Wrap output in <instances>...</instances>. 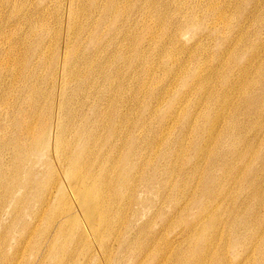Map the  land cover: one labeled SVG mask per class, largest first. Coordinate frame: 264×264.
Masks as SVG:
<instances>
[{
  "label": "bare ground",
  "instance_id": "bare-ground-1",
  "mask_svg": "<svg viewBox=\"0 0 264 264\" xmlns=\"http://www.w3.org/2000/svg\"><path fill=\"white\" fill-rule=\"evenodd\" d=\"M196 3L186 15H208L209 34L230 24L225 4ZM0 7L12 10L18 29L17 38L5 33L0 11V135H16L0 138V212L22 229L18 243L57 201L94 257L110 250L106 264H264V20L249 39L237 18L205 59V47L190 51L186 33L164 28L158 0ZM175 43L179 57L169 49ZM156 163L165 168L163 189L174 192L178 217L164 216V229L180 228L170 236L153 229ZM21 187L27 193L18 196ZM238 250L232 262L227 252Z\"/></svg>",
  "mask_w": 264,
  "mask_h": 264
},
{
  "label": "rangeland",
  "instance_id": "rangeland-1",
  "mask_svg": "<svg viewBox=\"0 0 264 264\" xmlns=\"http://www.w3.org/2000/svg\"><path fill=\"white\" fill-rule=\"evenodd\" d=\"M186 1L188 3L185 4V0H179V1L158 0L159 6H162L164 9L163 12L161 13V16L166 17L167 14L166 21L164 23V28H168L169 32L171 31L173 35L179 34L181 32L186 33V36L183 37V42L186 43L187 46L193 44V47L190 51L194 52L196 48L200 45L201 47H205L206 48L205 50L206 56L204 57L205 59L211 58L212 56L215 55V53L219 51L220 47L218 46V44L220 45L222 36L224 35V33L229 32L228 26L229 25L232 26V24H234L237 18H241V16H243L242 21H244L243 23H245V29L248 32L247 38L249 39H254L253 33L255 31L256 24H259L260 20H264V8H262L261 5H259L255 9L253 7V2L255 0H216V2H218L219 4L222 5L225 4L227 16H228L227 23L230 24L228 26H226V22H224L225 24L224 23L221 24L226 26V27L225 26L220 27L221 34L219 32H213L212 34H209L207 29L211 25L212 20L208 17V15L205 14H200L196 18L193 16L188 17L186 13L191 11L190 8H193V6L197 3L196 0L195 1L186 0ZM182 2L185 5H183ZM0 11H2V14L6 19L5 24L6 22H8V25L6 24V27L3 28V31H5V33H8V35L11 36L12 39L15 37L17 38L18 29L17 26L14 25V23L16 22H14L15 17L12 14V10L8 8L0 7ZM229 14L233 18L229 16ZM181 24H183L182 29L179 28ZM178 28L180 30H177ZM259 30H261L260 33L264 32V30L262 31L261 28ZM5 33L4 35H6ZM208 35H211L210 39L205 38ZM24 41L25 40H23L22 38L21 40H19V42L21 43L18 45L19 48H21V52L18 53L19 57L21 58L25 55V48L24 46H21L22 42ZM201 41H203V43H201ZM182 48L183 47L179 46L177 43H175L174 46L169 45V49L170 50L173 49V53H176L178 57L181 53V51L179 50H181ZM222 48L223 47L221 45V49ZM191 65L193 66L192 63ZM215 65L217 64L213 63L212 67ZM16 94H18V92ZM168 99H169L168 101L169 103L167 107L173 101V97H170ZM142 105H143L142 103H139L138 108H142ZM167 107L165 108V110H167ZM41 108L44 111V104L42 105ZM86 117L89 118L90 120L95 118V116L91 112H87ZM173 126H175L174 123ZM194 136L196 135L194 134ZM0 138H3L4 141H10L11 143H13L16 139V135L11 133L10 131L9 133H3L2 135H0ZM163 149L164 148H162L161 151H164ZM7 153L8 154L6 157L8 159L11 158V162L15 161L13 149L7 151ZM158 169L160 174L158 173V180L155 183L153 195H151L152 211L154 212V216L152 217L153 229L154 231L160 232L158 236L161 234L163 235L165 233H167L170 236L180 227L175 226L172 229L170 228L164 229V225L166 224L164 223L163 217L167 216L168 218L175 220L178 217V213L176 212L177 211L175 208L176 205L175 202L173 201L174 192L172 191L169 194L168 191H165L163 189L165 176L162 174L161 170L165 168L162 167L159 163L154 164L153 173H157ZM6 174L8 177H11L13 175L12 167L11 168L9 167ZM46 177L47 175L45 176V178ZM178 180L180 181L181 179L178 178ZM26 193H27V188L21 187L18 189L17 195L23 196ZM61 203H58L57 201L54 203L53 208H51L50 211H47V213L45 214V219L42 221L41 227L37 230H34V232L31 234H27V240L24 243H18V241L23 237L22 229L19 226L12 228L10 226L11 221H9L11 218L7 219V215L1 219V216L3 214V212L1 211L0 212V241H1L0 264H7L8 260H10L17 251L20 252L17 254L18 257L13 261V264H106L107 262H109L110 257L107 258L106 255L110 254V250L107 254H103L102 257L100 256L94 257V255L91 253V247L88 244L90 243V241H87V238L84 237L85 233L83 232V229L77 225L76 221H73V219L70 220V217H68L66 213H62L61 209L63 208V206L61 205ZM34 205L32 204L28 208L30 209ZM54 208L55 211L57 212L55 214H52ZM29 209H27V211L25 210V213L23 214L22 218L24 222H29L30 220V217L28 216L30 214ZM258 210L261 209L259 208ZM60 213H62V215L61 218L59 219L57 217L58 214L60 215ZM158 213L160 214L163 213L164 215L162 214L159 217L157 216ZM10 232L12 233V236H9ZM141 239L143 240V242L148 241L147 240L148 238L145 236H142ZM95 248H99V246H97V243ZM110 248L112 252L111 258H113L116 256L117 247H110ZM16 249L18 250L16 251ZM240 252L241 250H238L237 252L228 251L227 257L230 258L232 262H234L237 260L236 254H240ZM120 264H135V262L129 259L126 260L123 259Z\"/></svg>",
  "mask_w": 264,
  "mask_h": 264
}]
</instances>
